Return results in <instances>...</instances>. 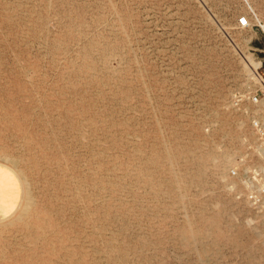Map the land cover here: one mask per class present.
<instances>
[{
	"label": "rangeland",
	"instance_id": "374dc122",
	"mask_svg": "<svg viewBox=\"0 0 264 264\" xmlns=\"http://www.w3.org/2000/svg\"><path fill=\"white\" fill-rule=\"evenodd\" d=\"M262 79L264 0H0V264H264Z\"/></svg>",
	"mask_w": 264,
	"mask_h": 264
},
{
	"label": "built area",
	"instance_id": "2783aa9c",
	"mask_svg": "<svg viewBox=\"0 0 264 264\" xmlns=\"http://www.w3.org/2000/svg\"><path fill=\"white\" fill-rule=\"evenodd\" d=\"M241 24H248L246 17ZM254 90V89H253ZM248 95V100L264 103V79L254 91L240 95L241 99ZM251 135L243 143L242 150L229 163L226 185L233 194L247 204L256 214L264 216V113L258 112L250 121Z\"/></svg>",
	"mask_w": 264,
	"mask_h": 264
},
{
	"label": "bare ground",
	"instance_id": "6f19581e",
	"mask_svg": "<svg viewBox=\"0 0 264 264\" xmlns=\"http://www.w3.org/2000/svg\"><path fill=\"white\" fill-rule=\"evenodd\" d=\"M236 126H241L242 127V122H238ZM230 156V154H229ZM229 160H230V157H229ZM229 160L226 162V164H228ZM226 164H222V167Z\"/></svg>",
	"mask_w": 264,
	"mask_h": 264
}]
</instances>
